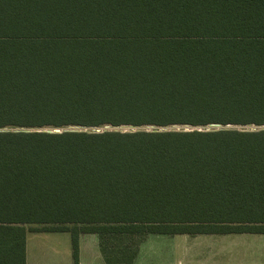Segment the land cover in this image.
Instances as JSON below:
<instances>
[{
    "label": "trees",
    "instance_id": "1",
    "mask_svg": "<svg viewBox=\"0 0 264 264\" xmlns=\"http://www.w3.org/2000/svg\"><path fill=\"white\" fill-rule=\"evenodd\" d=\"M262 127L264 0H0V264L28 233L73 264L84 234L264 236Z\"/></svg>",
    "mask_w": 264,
    "mask_h": 264
},
{
    "label": "crops",
    "instance_id": "2",
    "mask_svg": "<svg viewBox=\"0 0 264 264\" xmlns=\"http://www.w3.org/2000/svg\"><path fill=\"white\" fill-rule=\"evenodd\" d=\"M34 234L40 233H28L26 236V264H29V255L32 258L35 256L37 258V256L39 257L40 255L39 253L42 252H39V249L42 247V245L37 244L34 247L32 245L30 251L31 253H29L28 236ZM213 236L214 237H211L206 244V264H264V239L261 237H256L253 235L249 236V238H230L228 237L229 235H217L221 237L215 238V235ZM140 239L141 238L137 239L136 242L132 241L130 244L127 242V240L118 241L113 240L112 238L109 240L100 239V237L95 234L80 235L79 264H108L107 260L110 261V264H117L114 262H117L119 256L117 257L115 254L120 247L126 250L128 249V251L131 249L130 254H132L135 246L137 245L138 256L139 246L141 244ZM162 244L163 243L161 242L160 246ZM57 246L58 247H54V249H52V254L48 257L51 258L49 262H52L51 264H73L71 257V244L63 248V253L59 251L61 249L59 241ZM123 259L125 260V258ZM45 260L46 259H43V261ZM135 260L136 259H134L131 264H134ZM43 261L41 262L44 263Z\"/></svg>",
    "mask_w": 264,
    "mask_h": 264
},
{
    "label": "rangeland",
    "instance_id": "3",
    "mask_svg": "<svg viewBox=\"0 0 264 264\" xmlns=\"http://www.w3.org/2000/svg\"><path fill=\"white\" fill-rule=\"evenodd\" d=\"M102 130H105L104 128ZM249 234L229 235L230 238H249ZM261 237L262 235H254ZM213 235H198V236H158L148 235L140 239L139 254L135 258L134 264H206L205 248L207 241ZM221 236L215 235V238ZM60 244V252L63 253V248L70 245L69 235L66 233H40L28 236L29 253L37 244H41L39 249V257L34 258L29 255V264H51L52 249ZM166 241V242H165ZM161 242L163 243L161 246ZM34 255V253L32 252ZM43 259H46L43 261ZM43 261L44 263H42ZM47 261V262H46ZM46 262V263H45Z\"/></svg>",
    "mask_w": 264,
    "mask_h": 264
},
{
    "label": "water",
    "instance_id": "4",
    "mask_svg": "<svg viewBox=\"0 0 264 264\" xmlns=\"http://www.w3.org/2000/svg\"><path fill=\"white\" fill-rule=\"evenodd\" d=\"M231 127L227 126V127H221L219 125H210L206 128V130H220V129H229ZM105 130H109L110 128L109 127H105L104 128ZM131 130H133L134 128H130ZM164 129H167V128H161V130H164ZM172 129H176V130H179L181 128H172ZM189 128H182V130H188ZM234 129H236L234 127ZM260 129H264V127L260 128ZM65 131L66 130H77V128H67V129H64ZM121 130V129H119ZM0 131H4V129H0ZM61 130L60 129H54L53 132H60ZM96 131H100V129H96Z\"/></svg>",
    "mask_w": 264,
    "mask_h": 264
}]
</instances>
